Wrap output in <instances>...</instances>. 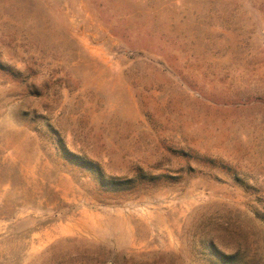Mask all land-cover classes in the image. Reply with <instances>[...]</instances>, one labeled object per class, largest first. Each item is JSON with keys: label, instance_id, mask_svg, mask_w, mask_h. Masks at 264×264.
<instances>
[{"label": "rangeland", "instance_id": "1", "mask_svg": "<svg viewBox=\"0 0 264 264\" xmlns=\"http://www.w3.org/2000/svg\"><path fill=\"white\" fill-rule=\"evenodd\" d=\"M0 264H264V0H0Z\"/></svg>", "mask_w": 264, "mask_h": 264}]
</instances>
